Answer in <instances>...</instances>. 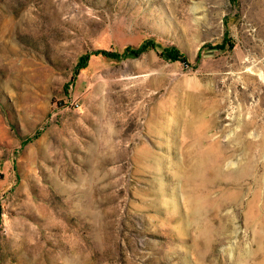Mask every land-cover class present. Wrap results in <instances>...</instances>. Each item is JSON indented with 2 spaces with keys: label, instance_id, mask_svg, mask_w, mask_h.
Segmentation results:
<instances>
[{
  "label": "rangeland",
  "instance_id": "1",
  "mask_svg": "<svg viewBox=\"0 0 264 264\" xmlns=\"http://www.w3.org/2000/svg\"><path fill=\"white\" fill-rule=\"evenodd\" d=\"M262 4L0 0V264H264Z\"/></svg>",
  "mask_w": 264,
  "mask_h": 264
},
{
  "label": "bare ground",
  "instance_id": "2",
  "mask_svg": "<svg viewBox=\"0 0 264 264\" xmlns=\"http://www.w3.org/2000/svg\"><path fill=\"white\" fill-rule=\"evenodd\" d=\"M7 29H9V24L8 23H4L3 26L0 28V35H3V33H5V31ZM178 118H180L181 120L183 118L184 122H186L188 124L187 132L189 134H193L195 132L194 124H195L196 121L201 122L203 126L206 125V122H205V120H203V116L201 114V108L198 105H193L192 106V117L190 119L187 120L186 114H180L178 116ZM169 130L172 131L173 133L175 132V128L172 127V126H170V129ZM148 152H151V151H148ZM152 154L153 153H150V155H152ZM142 156H144V155H142ZM200 157L201 158H200V160L197 161V163H195L194 165L191 164V167L189 168L190 173L187 174L186 176L184 175L185 176L184 177V181L187 184H188V182H191L193 180H196L197 177H198V179L201 178V183L204 182L206 184V182H208L209 180L204 177V174H205L206 170L209 169V168L215 169L216 172H220V173L223 172L222 171V167H221V163L222 162L224 163V160L225 159L222 156H216V155H213V154H211L209 152V153H207L205 155L204 154L201 155ZM187 158H188L187 160H189V156ZM164 160H166V159H164ZM173 166L177 170H179V168L181 167L178 161H175L174 164H173ZM155 167H158V166H155ZM159 169L160 170H167L168 167L166 168L165 166H161V167H159ZM183 172H184V169H183ZM242 172H245L246 173L247 170L243 169V171H241L239 173H237V172L236 173L235 172L230 173L231 176H232V181H235V182H238L239 183L240 182V179H239L240 178V174ZM175 176L177 177V175H175ZM177 178H179V177H177ZM202 185L204 186V184H202ZM196 206H197V204H196Z\"/></svg>",
  "mask_w": 264,
  "mask_h": 264
},
{
  "label": "trees",
  "instance_id": "3",
  "mask_svg": "<svg viewBox=\"0 0 264 264\" xmlns=\"http://www.w3.org/2000/svg\"><path fill=\"white\" fill-rule=\"evenodd\" d=\"M161 47V45L157 42H155L153 39H148V40H144L140 43L139 46L137 47H127L123 53V55L125 56H138L140 53H142L143 51H146L148 49L151 48H159ZM163 50L171 57V58H177V56H179V52L178 50L174 47V46H166L163 47ZM103 54L107 55V56H112V57H116L114 55V53H109L108 50H102L101 51ZM181 55V54H180ZM84 59V58H82ZM86 65V63L81 64V67H84Z\"/></svg>",
  "mask_w": 264,
  "mask_h": 264
}]
</instances>
